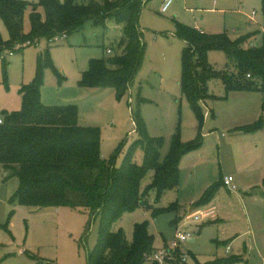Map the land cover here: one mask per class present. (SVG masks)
<instances>
[{"label":"rangeland","instance_id":"obj_1","mask_svg":"<svg viewBox=\"0 0 264 264\" xmlns=\"http://www.w3.org/2000/svg\"><path fill=\"white\" fill-rule=\"evenodd\" d=\"M26 1L35 4L39 0ZM164 1L151 0L142 10L140 28L146 45L145 60L122 98H117L112 88L88 89L79 85L90 62L115 55V45L122 37V27L113 20H108L105 28L89 22L83 30L64 40L55 38L51 43L41 40L25 45L23 50L16 48L13 55L7 51L1 54L0 117L3 109H21L19 90L36 77L38 58L48 51L52 67L43 71V104L77 106L80 126L101 131L103 159L115 156L117 166H121L130 147L139 139L132 117L138 98L150 137L164 141L162 160L177 132L183 143L195 141L200 125L180 87L186 43L175 35L176 26L183 24L211 35L226 34L231 40L251 36L248 45L261 48L262 0H172L169 10L161 13ZM30 13L28 10L24 16L26 34L31 31ZM9 38L0 19V41ZM208 60L217 71L241 79L225 53L211 51ZM209 89L217 99L202 103L205 116L202 148L183 157L177 189L166 192L158 203L153 192L145 199L146 206L156 209L177 203L173 208L176 212L154 219L152 210L143 206L124 215L112 227L113 232L123 230L131 242L134 226L149 223L156 252L146 264H162L154 258L155 254L163 256L167 264H212L229 257L239 259L233 264H264V129L255 134L240 131L263 115L264 93L247 90L227 94L219 78L209 83ZM135 162L142 165L141 150L137 151ZM6 173L0 166V264H88L89 254L97 244L100 217L65 207L12 204L18 179ZM225 177H233L235 192L222 184ZM152 179L150 172L142 182V191ZM219 184L216 197L208 205L215 207L219 222L211 226L204 220L196 222L192 216L203 209L192 204L208 188ZM184 218L188 219L185 225L173 226ZM202 226L205 228L201 233ZM179 231L195 233L179 244V252L189 257L185 263L178 252L168 254ZM236 236L239 237L233 242Z\"/></svg>","mask_w":264,"mask_h":264},{"label":"trees","instance_id":"obj_2","mask_svg":"<svg viewBox=\"0 0 264 264\" xmlns=\"http://www.w3.org/2000/svg\"><path fill=\"white\" fill-rule=\"evenodd\" d=\"M81 1L39 0L31 4L26 0H0V19L10 36L6 42L0 41V56L5 51L13 53L18 47L17 50H23L25 45H34L41 40L51 43L59 36L69 37L83 30L89 22L105 28L107 21L113 20L122 27L115 55L107 60H92L79 85L88 89L112 88L117 98H122L144 64L146 45L140 18L143 8L151 0ZM262 5L264 12V0ZM28 10H31V31L26 34L24 16ZM175 35L186 43L181 60V91L200 126L192 143L185 144L179 132L174 134L163 160L164 141L150 137L139 109V98L137 108L132 112L139 139L130 147L119 167L117 157L102 158L101 131L97 127L80 126L77 106H45L41 90L43 71L52 67L48 51L46 56L41 54L38 58L36 77L31 83L22 85L19 91L21 110L1 113L0 166L18 179L12 204L31 208L65 207L100 217L97 244L89 254L88 264H146L152 260L156 252L155 237L149 231L148 222L134 226L131 242L123 230L113 232L112 227L124 215L146 206L145 199L151 192L158 203L166 192L178 188L183 157L203 146L201 131L205 116L202 103L217 99L209 89L212 80L221 79L227 94L247 90L264 93V46L250 47L251 36L231 40L226 34L211 35L183 24H177ZM109 51L111 53L112 48ZM211 51L225 53L241 79L217 71L208 60ZM57 75L60 77L59 73ZM263 129L264 111L255 124L240 131L255 134ZM139 150L143 152L141 166L135 162ZM150 172H153L152 182L142 191V182ZM219 187L220 184L208 188L194 207L208 206ZM175 206L178 204L159 209L146 207L157 219L176 212ZM238 261V258L229 257L217 259L212 264Z\"/></svg>","mask_w":264,"mask_h":264},{"label":"built area","instance_id":"obj_3","mask_svg":"<svg viewBox=\"0 0 264 264\" xmlns=\"http://www.w3.org/2000/svg\"><path fill=\"white\" fill-rule=\"evenodd\" d=\"M172 4V0H165L163 5H162V8H161V13H166L170 6ZM67 36H59L56 38V41L59 40V39H66ZM53 42V41H52ZM29 44V43H28ZM110 53V51L108 52ZM10 55H13L12 53H10ZM250 76H248L249 78ZM0 124H3V118L0 117ZM233 177H225L224 178V186L229 188V190H232L234 191L235 190V187L233 185ZM203 210H200V211H197L193 216H192V219L195 220L196 222L200 221V220H204V221H207L208 219H212L216 216V213H215V208H202ZM193 232H178L177 233V236L175 238V241L172 243L170 249L168 250V254L171 253V251H175V252H178L180 250V243H184L186 241H188L190 238L193 237ZM229 252V248L227 249V253ZM180 255V258H181V262L182 263H185L187 262L188 260V255L187 254H182V253H178ZM158 262L162 263V264H167V262L165 261V258L163 256H159L157 254H155V257H154Z\"/></svg>","mask_w":264,"mask_h":264},{"label":"crops","instance_id":"obj_4","mask_svg":"<svg viewBox=\"0 0 264 264\" xmlns=\"http://www.w3.org/2000/svg\"><path fill=\"white\" fill-rule=\"evenodd\" d=\"M197 29V28H196ZM199 31H201L200 29H198ZM201 32H203V33H205L204 31H201ZM10 54V53H9ZM20 91V90H19ZM20 94V93H19ZM21 104H22V100H21ZM47 105H50V104H47ZM21 110V109H20ZM4 111H6V112H16V111H19L18 110V107H14L11 111H9V110H1V113L2 112H4ZM79 124H80V121H79ZM4 170V169H3ZM5 171V170H4ZM6 173V172H5ZM7 174V173H6ZM234 182H235V180L233 181V185H234ZM223 183V182H222ZM224 185V184H223ZM234 187H235V190H234V192L236 191V186L234 185ZM230 191H232V190H230ZM249 195H252V193L251 194H249ZM195 204V203H194ZM194 204H192V206H194ZM204 208H209V206H206V207H204ZM213 208H215V207H213ZM216 211V210H215ZM216 213V212H215ZM218 215L216 214V216L214 217V218H212V219H208L207 221H206V224L207 223H210V224H208V225H210L211 226V224L213 225V224H216L217 222H219L218 221ZM188 219L186 218H184V220H182V222H179L177 225H173V226H175V227H177L178 225H185L186 224V221H187ZM214 220V221H213ZM207 226V225H206ZM205 228V226H202L201 228H200V232L202 233L203 232V229ZM239 236H236L235 238H233L232 240H233V242H235L236 240H237V238H238ZM226 253H227V251H226ZM228 255L230 254L229 252L227 253Z\"/></svg>","mask_w":264,"mask_h":264}]
</instances>
